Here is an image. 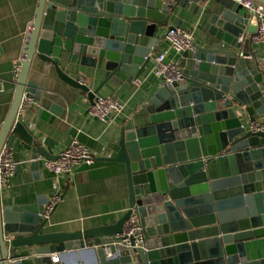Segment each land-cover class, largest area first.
I'll list each match as a JSON object with an SVG mask.
<instances>
[{
  "label": "water",
  "instance_id": "1",
  "mask_svg": "<svg viewBox=\"0 0 264 264\" xmlns=\"http://www.w3.org/2000/svg\"><path fill=\"white\" fill-rule=\"evenodd\" d=\"M174 1L38 0L0 134V152L18 136L34 168L42 165L40 156L57 157L17 120L24 93L41 98L43 86L29 78L35 59L45 75L55 72L93 101L108 81L139 78L159 32L183 25L174 16L179 8L195 3V14L207 8L209 37L183 52L182 80L154 81L136 123L121 131L117 154L97 158L124 166V214L111 224L52 231L41 202L3 205L0 191V264H67L68 256L86 252L97 264H264L250 259L245 247L264 233V130L251 128L264 116L263 50L252 49L256 25L243 0ZM83 68L103 73L98 88L72 74ZM55 108L50 111L59 114ZM134 211L144 232L140 246L119 236ZM54 253L60 262L52 261Z\"/></svg>",
  "mask_w": 264,
  "mask_h": 264
},
{
  "label": "crops",
  "instance_id": "2",
  "mask_svg": "<svg viewBox=\"0 0 264 264\" xmlns=\"http://www.w3.org/2000/svg\"><path fill=\"white\" fill-rule=\"evenodd\" d=\"M37 4L38 0H0V134L9 115L17 87L12 67L22 58ZM195 6V3H191L187 9L179 8L174 16L183 18L182 27L195 30L196 43L201 44L209 37L205 25L210 13L203 6L195 14ZM166 31L167 27L159 32V40L153 48L152 55L168 48V43L164 39ZM147 41L148 37L142 36V42ZM252 49L263 50V55L259 57L263 61L264 45L253 43ZM181 57L182 54L175 50H170L167 56L168 60L179 64ZM153 63L152 58L149 66L139 76L143 80L139 87L135 86L133 81H128V75H124L120 83L108 81L102 86L97 95L115 96L126 104L121 115L107 121L89 115L88 109L92 101L84 90L60 79L53 71L49 76L45 75L43 63L35 59L29 78L43 86L41 98L39 101L35 99L38 103L28 106L20 117L38 137L40 143L54 156L74 139L86 144L98 156L103 154L115 156L119 150L121 131L136 123L146 95L157 79L151 73ZM82 70L73 71L72 74L80 77L81 81L93 90L103 82V73L94 76L91 68ZM53 106L59 114L50 111ZM40 109L46 110L47 113L40 112ZM263 122L264 116H261L258 123ZM10 148L14 160L19 164L9 186L0 187L2 204L23 206L41 202L44 206L51 197L55 184L59 183L64 192V199L56 207L49 221L52 231H75L111 224L127 210L128 183L122 164L96 159L91 163L75 166L72 176L55 178L42 165L32 167L30 152L24 148L18 136ZM40 159L46 158L40 156ZM262 184L264 189V169ZM261 218L264 230V212ZM245 247L250 259H264V233L246 240ZM67 264L97 262L91 252H86L68 256Z\"/></svg>",
  "mask_w": 264,
  "mask_h": 264
},
{
  "label": "built area",
  "instance_id": "3",
  "mask_svg": "<svg viewBox=\"0 0 264 264\" xmlns=\"http://www.w3.org/2000/svg\"><path fill=\"white\" fill-rule=\"evenodd\" d=\"M169 3H175L174 0H168ZM242 4L245 6L250 22L256 25V32L252 36L254 44L264 45V4L255 0H243ZM164 39L168 43V48L162 51L156 52L152 55L154 60L151 73L156 78H161L165 83L171 84L182 80L183 70L179 62L168 60L167 56L170 50H175L179 54L188 50H193L196 44L195 30L187 29L182 26H174L167 28ZM240 40H245L241 36ZM264 65V60H263ZM22 69V59L17 60L12 67V73L14 80L17 83ZM135 86L142 85L143 80L136 78L133 80ZM264 97V88H263ZM38 101L34 97L24 93L21 104L19 107L17 120H20V116L28 106L37 104ZM126 104L115 96H103L96 95L94 100L88 109V113L93 118H99L102 120H113L123 113ZM252 130H264V124L251 123ZM100 156H110L103 154ZM98 154L91 150L86 144L80 142L78 139H74L67 147H65L55 159H40L42 160V166L50 171L55 178L69 177L73 175L74 167L81 163H91L95 161ZM19 162L13 158V153L10 147L6 144L0 152V187L9 186L11 178L15 175ZM64 192L59 183L55 184L54 191L51 197L43 206V210L40 213L43 219L50 221L53 212L56 207L63 201ZM123 237V241L128 246H131V238L134 242V246H140L144 243L143 227L139 223L138 217L135 211L125 221L123 231L119 234ZM52 261L54 263L60 262V255L52 254Z\"/></svg>",
  "mask_w": 264,
  "mask_h": 264
}]
</instances>
